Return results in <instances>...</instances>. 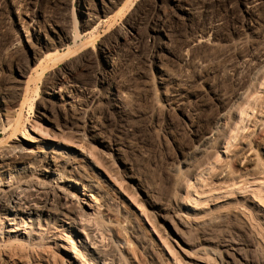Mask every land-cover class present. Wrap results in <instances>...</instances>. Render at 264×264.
Instances as JSON below:
<instances>
[{
    "label": "rangeland",
    "instance_id": "obj_1",
    "mask_svg": "<svg viewBox=\"0 0 264 264\" xmlns=\"http://www.w3.org/2000/svg\"><path fill=\"white\" fill-rule=\"evenodd\" d=\"M142 1L67 0L65 16L60 17L51 0H0V145L20 140L51 148L59 142L60 147L70 151L88 152L97 162L93 164L95 177L101 172L100 185L114 200H110L114 205L110 204L109 213L101 207L109 216L107 227L120 229L119 233H124L121 237L131 243L123 248L129 264H194L199 245L220 252L224 264H247L236 256L231 262L224 254L223 245L230 241L239 242L250 258H264V245L255 231L249 230L247 216L242 215V207L246 206L257 233L264 235V204L249 192L229 196L230 190L226 189H232L228 184L233 180L239 189L251 185L264 189V156L258 147L264 136V123L257 130L251 125L255 115H261L264 121V85L260 83L251 96L256 98L257 107L243 130L250 133L235 145L238 149L246 142L245 148H252L255 161L248 167H238L232 153L226 156L224 148H219L216 172L223 170L225 175L221 179L208 178L207 185L206 181L196 183L203 195L213 191L220 196L217 199V194L212 193L215 198L211 194V201L208 198L209 202L195 209L198 219L209 223L186 229L174 215L181 212L178 201L191 189L183 178L187 171L182 160L198 143L196 133L204 131L202 124L212 114L207 107L214 105L218 109L215 106L219 100L228 103L237 91L223 53L240 45L246 49L264 48V0L252 7L251 15L244 12L246 4L252 5L249 0H218L232 6L235 25L219 26L216 34L228 31L229 35L209 39L205 35L201 40H207L190 52L183 49V41L200 12L187 13L185 8L191 7L184 0H144L153 5L155 23H143L133 34H125V39L121 38L108 54L109 59L96 54L99 43L107 45L110 41L106 37L126 26L133 9ZM86 13L94 16L90 23L82 19L87 18ZM73 14L80 24L81 37L60 45L59 26L72 27ZM81 41H90L91 48L80 50ZM56 45L59 53L49 58L47 54ZM68 50L76 51L58 58ZM84 52L91 55L90 60L66 79L74 81L78 73L88 74L94 80L91 98L71 87L74 82L54 90L44 86L45 74L36 69L39 65L63 69ZM102 74L105 78L99 81ZM112 82H116L114 86ZM258 104L263 107L262 112ZM7 120L17 127L23 123L28 130L26 137L33 142L22 138L21 132L12 133ZM229 163L230 167H225ZM174 165L180 166L183 180L170 174L169 168ZM196 179V175L192 177V184ZM244 197L249 201L244 202ZM123 210L126 217L121 215ZM150 248L156 253L151 254ZM52 252L57 254L56 250Z\"/></svg>",
    "mask_w": 264,
    "mask_h": 264
},
{
    "label": "bare ground",
    "instance_id": "obj_2",
    "mask_svg": "<svg viewBox=\"0 0 264 264\" xmlns=\"http://www.w3.org/2000/svg\"><path fill=\"white\" fill-rule=\"evenodd\" d=\"M51 1L53 7L57 9L58 16L64 17L67 0ZM184 1L188 2L191 7V10L185 8L187 13L200 12L196 23L190 27L188 36L184 38L183 49L185 52H190L201 41H206L207 39L201 40L205 38V35L208 39L211 36L216 37V35H220V37L229 35L228 31L227 33H216L221 25L230 28L235 25L236 17L232 6L218 2V0ZM248 3L252 5L247 6L246 4L244 12L249 15L252 7L259 6L262 0H249ZM85 17L87 18L82 17L84 23H90L94 18L91 13H86ZM72 18V27L59 26L57 35L60 37V45H64L66 41L70 40L78 41L81 37V32L78 30L80 24H78L74 14ZM156 20L153 5L143 0L133 9L127 19L126 26H121L106 37L110 41L107 45H105L106 43L103 44L104 42L99 43L96 54H104V57L109 59L108 54H111L114 47L118 45L121 38L126 37L127 33L133 34L132 31L137 30L141 24L155 23ZM90 43V41H81L79 49L88 50L92 45ZM135 47H138V44ZM135 47L133 50L137 51ZM52 48L53 50L47 54L49 58L59 53L57 45ZM75 51L68 50L60 54L58 58ZM231 52L223 53V56L235 77L233 80L237 91L228 103L216 98L217 101H221L215 106L218 109L214 108V105L207 107L212 110V114L202 124L205 125L204 131L196 133L198 143L182 160L187 171L183 178L191 189L181 198L182 201H178L177 207L180 208L181 212L174 213V215L176 214L179 224L186 229L205 227L209 223L208 220H199L200 216L195 209L209 202V197L215 192L210 191V194L203 195L198 191L197 185L199 184L196 183L202 184L206 181L204 184L207 185L208 178L214 176V178L221 179L225 175L223 170L220 173L216 172L217 167H219V148H224L226 156L229 152L232 153V159L238 167H248L255 159L251 156L252 148H245L246 142L238 149L235 148V145L238 141L243 142L250 133L249 131L245 134L243 130L247 128V122L257 107L256 98H251L255 92L253 88H257L259 83L264 85V48L250 46L246 49L240 45ZM90 58L91 55L84 52L77 55L73 62L66 64L63 69H55L54 67L48 69L47 65H39L36 69L40 68V74H45L44 86L54 90L64 86V84L74 82L71 87L79 89L82 95L91 98V86L94 80L88 74L78 73L77 77H74V81L66 79L72 73L83 68ZM113 68L112 64L110 70L112 71ZM246 73L249 75L245 77ZM100 78L98 80L102 81L105 76L102 74ZM95 79L97 81V78ZM25 83L27 84V82ZM112 83L114 86L116 82ZM31 101L29 102L30 108L32 106ZM179 105L182 108L184 102H179ZM44 109L49 110V107L45 106ZM259 110L262 112L263 107H259ZM260 116L256 117L255 115L252 118L253 130L262 129L264 121L263 118L260 119ZM7 122L9 127H12V133L18 131L24 134L22 138H28L26 137L28 130L23 123L21 127H17L14 122L11 124L12 120H7ZM29 140L33 142L32 139ZM60 145L61 143L56 142L55 146L52 145L51 148L47 145L42 147L23 143L20 140L0 145V264H129L123 248L126 249L131 244L130 241L121 237L120 234L124 233L122 231L119 233L120 229L113 231L107 227L109 216L101 210L102 207L109 213L108 208L110 204L114 203L112 202L114 200L109 198V194L100 185L98 178L103 177L101 172H97L96 177L94 175L93 164H97V162L91 158L88 152L81 149L74 152L73 149L70 151L65 147H60ZM258 147L264 156V136L259 139ZM233 148L236 151L231 152ZM89 153L92 154L91 151ZM77 156H80L81 160L78 161ZM179 167L178 165L171 166L169 172L181 181L183 178L179 176L181 172ZM225 167H230V163L229 165L226 164ZM195 175L197 179L195 184H192L191 180ZM211 181L213 180L211 179ZM237 183L233 180L228 184L229 186L232 185V189L226 188L230 190L229 192L226 190L227 195L233 196L234 193L236 195L249 192L254 196L253 198L264 204V189L255 185H251L249 188L240 187L239 189ZM236 187H238L237 191H234ZM77 189H81L82 192L77 193ZM193 193L197 194L196 197ZM81 194L86 197L81 196ZM213 197L215 198L214 195ZM219 197L217 194L216 198L219 199ZM244 200V202L249 201V198L244 197ZM121 206L122 204L119 208ZM242 209L245 212L242 215L247 216L245 218L249 230H254L255 236L264 245V235L257 233V227L253 224V220L250 221L251 216L248 217L251 213L246 206ZM189 210L195 212L189 213ZM111 211L113 210L111 209ZM123 211H120L122 212L121 215L126 217L127 212ZM111 235H114L115 239H112ZM223 246L225 247L224 254L230 258L231 262H235L234 257L236 256L247 264H264V258L259 257V254L258 258H250L246 249L239 242L230 241ZM52 250H56L57 254H53ZM195 251L197 259L194 264L225 263L220 252L205 245H199ZM153 252L155 250L151 254ZM157 259L159 260V258ZM158 264L160 263L158 262Z\"/></svg>",
    "mask_w": 264,
    "mask_h": 264
}]
</instances>
